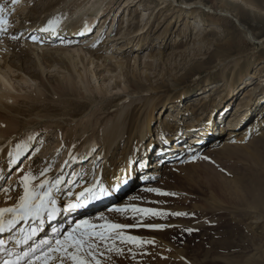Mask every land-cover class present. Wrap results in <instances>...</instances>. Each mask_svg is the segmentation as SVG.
<instances>
[{"label": "rangeland", "instance_id": "374dc122", "mask_svg": "<svg viewBox=\"0 0 264 264\" xmlns=\"http://www.w3.org/2000/svg\"><path fill=\"white\" fill-rule=\"evenodd\" d=\"M45 1L22 0L21 6L14 3L3 7L8 14L6 19L12 23L5 31L9 33L13 27L17 31L11 36L7 35L13 38L11 41L1 37L3 40H0L2 42L0 49L3 58L0 59V74L10 82V90L15 95L31 96L39 86V80H44L46 84H63L64 73L57 65L44 67L42 72L36 66L31 50L25 51L22 48L24 43L35 47L31 36L34 32H27L25 24L29 20L24 21V18L27 14H34L35 22H39L38 16L46 12L44 7L40 9L39 7ZM161 1L112 0L103 17L96 20L91 28L82 34L85 37L94 36L97 33L96 28L103 23L100 29L103 31L100 39L103 41L101 57L87 54L85 58L88 71L87 78L84 77L83 80L88 81L87 87L78 81V90L71 92L61 90L58 91L62 92L60 95L47 91L45 100L32 101L39 106L51 105L50 114L56 113L59 119L53 117L43 123L36 134V140L43 141L41 147L38 148L39 144L35 143L19 155L0 181V205H3L1 194L4 190L10 198L6 205H17L19 202L20 180L29 177L11 179L15 170L25 172L31 168L30 175H34L36 167L43 165L49 168L50 162L54 164L60 159L62 152L54 150L57 144H62L60 141L64 137L60 128L64 129L73 122L68 119L69 113L84 109L80 113L82 114L95 105L103 107L102 113L105 112L103 116L111 114L116 104L121 106L129 97L145 93L144 90L137 92L130 87L136 80L143 82L144 85L155 84L156 80L173 73L183 77L179 84L187 85L184 104L197 102V97L204 90L205 78L211 79L212 83L208 88L212 90L211 93L224 87L218 69H211L217 58H227L225 63L231 66L236 60L243 65L248 56L264 51V42H259L258 39L248 40L246 31L259 38L264 36V0H175L163 3ZM194 1L201 2L203 7L194 13L195 17L188 18V12L192 9H185L184 6ZM59 12L61 11H57L56 14ZM220 12H227L228 15H220ZM230 14L237 16L238 22ZM142 15L143 21H138ZM56 17H60L59 14ZM134 21H138L135 27L132 23ZM139 37L143 45L139 42L137 46H133V50L127 47L136 44ZM202 37L204 40H201ZM64 40L63 37H56L53 46L69 50L79 48L76 41L72 44ZM125 40L130 43L124 44ZM122 44L124 46L118 49ZM22 54H26L25 72L19 70ZM80 55L85 57V52L81 51ZM4 59L7 65L5 68ZM117 60L124 61L121 67L116 66ZM258 61L256 63L251 60L238 72L237 76L249 68L244 77L235 79L236 88L240 85L239 87L245 86V89H249L260 82L256 74L262 73L264 62L261 66L260 61L264 59L260 58ZM80 66L77 65L79 69ZM255 67L261 69L256 70ZM248 77L251 81L247 83L250 84L245 85ZM118 85L120 87L116 88ZM167 87L169 86L162 88ZM176 88L180 90L179 86ZM263 91L264 87L260 90L261 94ZM238 97L240 98V95H235L230 102H227L229 100L227 97L222 102L220 106L222 109L216 115L220 125H226L224 124L226 116L234 109ZM205 98H210L209 92L205 94ZM259 98L261 104H264V93ZM20 99L25 98L21 96ZM67 100L83 102L85 107L82 109L66 107L67 105L64 106L62 102ZM172 109L173 107L167 109L162 117L173 119L176 111ZM262 113L264 117V109ZM197 117V112L191 115L193 120ZM56 124L61 127H55ZM156 125L157 122L153 125L154 135L157 133ZM192 137L193 134L186 133L178 143L192 144ZM197 138L200 141H195L194 144L205 140L204 149L194 157L184 159L183 153L182 157L167 162L168 166L163 173L152 180L158 191L145 199L147 203L143 208H139L129 217L120 214V220L118 216L111 214L103 216L101 223L106 226L121 221L128 227L108 229L110 231L105 235L107 239L102 242L97 240L99 246L94 249L95 258L85 255L83 250L79 253L81 258L90 260L91 264H97V261L100 264H264V212L256 207H248L251 196L243 186L234 185L237 179L257 185L264 202V140L251 137L242 143V146L237 147L239 142H235L225 148L222 143L227 141L226 135L219 137L220 143L217 145L205 144L208 137ZM22 139V135L18 133L11 140ZM168 148L169 145L158 146L156 153L159 157L149 158L152 166L157 163L160 156H169L171 151ZM25 156L31 157L29 160L32 166L29 164V167H24L27 165L24 164ZM87 159L81 161L82 163L76 162L73 158L69 161L72 172L68 173V168L66 181L75 170L80 169V165L83 167L92 162V159ZM104 162L105 158L96 163L95 174L98 172V166ZM57 172L55 166L50 167L48 179L55 178ZM91 185L93 186L92 183ZM128 190L114 199L123 197ZM147 209L153 211H142ZM77 216H72L68 221L69 228L71 221ZM150 225L162 227H149ZM65 228L64 232L67 230ZM67 234V237L71 236L73 239L80 238L77 231H68ZM129 236L138 237L139 240L129 241L126 239ZM159 242L165 243V247H161ZM43 252L40 251L32 264H73L70 253L75 254L74 249L66 254L63 251L62 255L52 254L48 257L50 251Z\"/></svg>", "mask_w": 264, "mask_h": 264}, {"label": "bare ground", "instance_id": "6f19581e", "mask_svg": "<svg viewBox=\"0 0 264 264\" xmlns=\"http://www.w3.org/2000/svg\"><path fill=\"white\" fill-rule=\"evenodd\" d=\"M111 1L46 0L39 7V9L44 7L46 11L43 15L38 16L39 22H35L36 15L34 14L25 16L24 21L29 20L25 24V29L28 33L34 32L31 36L35 47H32V44L24 43L22 45L23 50H31L34 62L42 72L44 67L57 65L64 73V80L63 84L54 85L39 80V86L31 96L15 95L10 90V82L0 74V148H2L0 150V181L9 172L15 160L20 157L19 155L35 143L39 144L38 148L41 147L43 141L36 140V134L43 123L53 117L59 119L56 117V113L50 114L49 108H52L51 105L39 106L32 101L45 100L47 91L57 92L60 95L62 92L58 91L61 90H67V92L78 90V81L84 87H87L88 81L83 80L84 77L87 78L88 71L85 58L87 54L101 57L100 52L103 50V41L100 39L103 31L100 29L103 23L96 28L97 33L94 36L85 37L82 34L88 31L96 20L103 17L104 11ZM161 2H175V0H162ZM20 3H22V0H17L16 4ZM4 5H14L13 0H0V6L4 7ZM202 7L203 4L199 1L184 6L185 9H192L188 12V18L195 17L196 14L194 13H197L199 8ZM5 10L6 8H4L3 16L6 23L3 27L7 29L12 26V23L6 19L8 14L5 13ZM59 10L61 12L56 14ZM58 14L60 17L57 18L56 15ZM219 14L228 15L227 12H220ZM230 15L237 21V16ZM143 18L144 15L138 21H143ZM138 21L132 22L134 27ZM114 30L115 25L112 31L114 32ZM16 31V28L13 27V30L9 33L6 31L0 32V40H3L1 38L3 36L4 40L11 41L13 38L8 36L13 35ZM246 31L248 40L258 39L259 42H264V36L259 38L250 31ZM56 37H63L64 41L72 44L73 41H76L79 48L69 50L55 47L53 46V40ZM140 38L137 39L136 44H130L127 47H131L130 49L133 50V46H137L139 42L140 45H143L144 43ZM201 40H204V38L202 37ZM1 41L0 43H2ZM129 43L127 41L124 44ZM123 46V44L120 45L118 49ZM38 48L40 51H38ZM81 51L85 52V57L80 55ZM1 53L0 49V59L3 58ZM25 56L26 54H22L21 65H19V70L23 72L27 70ZM260 58L264 59V51L248 56L243 65L239 60H236L231 66L225 63L227 58H217L211 69H218L224 81V87L220 91L216 89L211 93L212 90L208 89L212 83L211 79L205 78L204 90L200 91L197 102L184 104L185 101L183 100L187 97V85L182 86L179 84L183 81V77L173 73L166 74L156 80L155 84L144 85L143 82L136 80L130 87L137 92L144 90L145 93L129 97L121 106L116 104V108L111 114L103 116L102 114H105V112L102 113L103 107L95 105L89 107V110L84 111L82 114L80 113L84 109L82 111H70L68 119L73 120V122H70L64 129L58 124L55 126L57 128L61 127L60 131L64 136L60 141L62 144H57L54 150V152H57V149L62 152L60 159L56 160L54 164L50 162L49 168L43 165L36 167L34 175H30L31 168L26 169L25 172L15 170L13 176L10 177L11 179L29 177L26 180H20L21 193L18 196L19 202L17 205H6L10 198L4 192L5 190L1 194L3 205H0V209L16 208L22 202L21 197L25 194V188L33 197H43L44 206L40 209L39 215L33 212L26 214L23 219L19 218V214L13 215V219H16L17 222L11 229L7 227V220L12 214H4L5 231L0 232V241H2V244H0V264H4L5 261H12L13 264H32L40 251H50L47 257L52 256V254L62 255L63 251L65 254L71 252L72 248L65 249L63 245L56 243L57 240H64L68 235V231H77L78 235L86 231H98L106 235L110 230L105 224L101 223L103 216L111 214L119 217L121 214V216L126 215L129 217L133 215L136 210L146 205L147 200L145 199L154 195V190L158 189L152 180L163 173L168 166L167 162L182 157L183 153H185L184 159L194 157L204 149L203 142L205 140H202L199 144L178 143L186 133L193 134L194 137L191 138L193 143L200 141L197 136H205L208 137L205 144L211 143V145H217L220 143L219 137L226 135L227 141L222 143L225 148L235 142H239L236 145L237 147L242 146V143L251 137L264 140V117H262L264 104H261V98H259L264 93V91L262 94L260 92L264 87V67L260 75L256 74V77H259L258 80H260L257 85L245 89V86L242 88L239 87L240 85L236 88V84H234L235 79L241 76L244 77L245 72L249 69L237 76L245 64L250 63L251 60L258 63ZM3 61L5 64L6 60ZM123 62V60H117L116 66L121 67ZM260 62L263 66L264 61ZM78 64L81 65L80 69L77 67ZM5 67H7L6 64ZM249 77L248 80L246 79L245 85L250 84L247 83L251 81ZM163 86L169 87L162 88ZM178 86L180 90L176 88ZM207 92L210 96L208 99L205 98ZM237 94L240 95V98H236L234 109L226 116V121H224L226 125H220V122L218 121V123L216 120V115L222 109L220 107L222 102L227 97H229L227 102H230ZM21 96L25 99H20ZM62 104L67 105L66 107H77L79 109L85 107L83 102L80 101L71 102L67 100V102L63 101ZM171 107H173L172 111H176V113L173 115V119L167 118V120L166 117L162 116ZM195 112H197L198 117L193 120L191 115ZM156 122L155 130L157 133L154 135L153 125ZM162 128L166 131H162ZM18 133L22 135V141L11 140ZM164 145H169L168 149L171 151L169 156H160L161 158L157 160L159 164L156 163L152 166L153 164L149 162V158L154 156L158 158L159 155H157L156 150L158 146ZM96 147L97 150L94 151ZM25 158L24 164L27 163V165L24 167H29V164L32 166L33 164L29 160L31 157L27 158L25 156ZM72 158L80 163L83 160H88L87 158H91L92 162L85 164L83 167L80 165V169L75 170L66 181L68 168V173L72 172L69 162ZM104 158L105 162L98 166V172L95 174L96 163ZM52 165L58 171L57 176L48 179ZM234 183L236 186H243L251 196L248 207H256L264 212L263 197L257 185L241 182L240 179H237ZM41 185H43V188ZM126 189L129 190L123 197L114 199ZM47 191L51 192L50 197L43 196V193ZM35 202L39 204L40 199H36ZM72 205L79 206L71 207ZM75 215L78 216L74 218V222L71 221L69 228L67 223ZM120 219L119 217L118 220ZM82 221H87V225L82 224ZM114 224L125 225L121 221ZM64 227L67 229L65 232L63 231ZM159 244L161 247L166 245L162 242H159Z\"/></svg>", "mask_w": 264, "mask_h": 264}, {"label": "snow or ice", "instance_id": "6c2138e0", "mask_svg": "<svg viewBox=\"0 0 264 264\" xmlns=\"http://www.w3.org/2000/svg\"><path fill=\"white\" fill-rule=\"evenodd\" d=\"M17 0H13V3H16ZM4 8L0 6V32L5 31L6 29L3 27V25L6 23L4 16ZM46 30V29H45ZM207 159V157H205ZM43 188V185H41ZM158 191V190H154ZM43 196L50 197L51 192L47 191L43 193ZM36 199H40V203L37 204L35 201ZM21 203L16 207V208H5V209H0V232L5 231V225L3 222V217L5 213L12 214L8 217L7 220V227L8 229H11L17 222L16 219H13V215L19 214V218L23 219L26 214H30L35 212L37 215H39L40 209L44 206V201L43 197H33L25 188V194L24 196L21 197ZM51 202V201H49ZM79 205H72L71 207H78ZM142 211H148L151 212L153 210L147 209V210H142ZM176 215H183V213H176ZM84 225H87V221H82L81 222ZM79 227V226H78ZM91 227V226H89ZM111 230H116V229H123L125 227H128L126 225H121V224H110L107 226ZM149 227H162L159 225H150ZM107 239V237L104 235L102 232L98 231H86L81 233L79 239H73L71 236L66 237L64 240H57L56 243L58 245H63L65 249L67 248H72L75 251V254L70 253L71 259L73 261V264H91L90 260H85L80 257L79 253L83 250L85 251V255L92 257L93 259L95 258L94 256V249L98 247L97 240L99 241H104ZM129 241H138V237H127L126 238ZM0 244H2V241H0ZM51 250V249H49ZM119 251V250H118ZM4 264H13L12 261H5ZM97 264H100L99 261H97Z\"/></svg>", "mask_w": 264, "mask_h": 264}]
</instances>
